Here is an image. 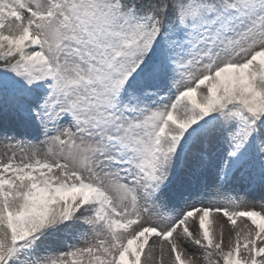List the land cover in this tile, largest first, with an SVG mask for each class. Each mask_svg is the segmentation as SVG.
I'll return each instance as SVG.
<instances>
[{"label": "snow or ice", "instance_id": "snow-or-ice-1", "mask_svg": "<svg viewBox=\"0 0 264 264\" xmlns=\"http://www.w3.org/2000/svg\"><path fill=\"white\" fill-rule=\"evenodd\" d=\"M221 261L264 264V0H0V264Z\"/></svg>", "mask_w": 264, "mask_h": 264}, {"label": "rangeland", "instance_id": "rangeland-1", "mask_svg": "<svg viewBox=\"0 0 264 264\" xmlns=\"http://www.w3.org/2000/svg\"><path fill=\"white\" fill-rule=\"evenodd\" d=\"M255 210H257V211H261V208L259 207V204H258V198H257V204H256V208H255ZM218 220H219V222H223V223H225V238L227 239V232H228L230 226L227 225V222H226V220H225L224 217L220 216V217L218 218ZM221 264H223L222 261H221Z\"/></svg>", "mask_w": 264, "mask_h": 264}]
</instances>
